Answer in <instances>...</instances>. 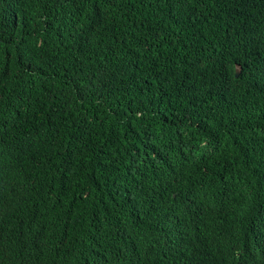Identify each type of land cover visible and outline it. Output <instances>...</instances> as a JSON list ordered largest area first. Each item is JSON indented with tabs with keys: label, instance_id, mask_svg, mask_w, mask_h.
<instances>
[{
	"label": "trees",
	"instance_id": "1",
	"mask_svg": "<svg viewBox=\"0 0 264 264\" xmlns=\"http://www.w3.org/2000/svg\"><path fill=\"white\" fill-rule=\"evenodd\" d=\"M0 264H264V0H0Z\"/></svg>",
	"mask_w": 264,
	"mask_h": 264
},
{
	"label": "water",
	"instance_id": "2",
	"mask_svg": "<svg viewBox=\"0 0 264 264\" xmlns=\"http://www.w3.org/2000/svg\"><path fill=\"white\" fill-rule=\"evenodd\" d=\"M239 72H240V67H239V66H237L236 75H238V74H239Z\"/></svg>",
	"mask_w": 264,
	"mask_h": 264
}]
</instances>
